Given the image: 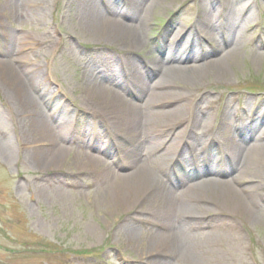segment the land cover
Returning a JSON list of instances; mask_svg holds the SVG:
<instances>
[{
  "label": "rangeland",
  "instance_id": "obj_1",
  "mask_svg": "<svg viewBox=\"0 0 264 264\" xmlns=\"http://www.w3.org/2000/svg\"><path fill=\"white\" fill-rule=\"evenodd\" d=\"M228 8L233 9L230 43L223 41L227 34L223 11ZM109 9L117 16L135 14L134 20L127 21L129 25L141 24L144 46L129 50L127 42L97 30L94 24ZM135 9L127 0H0V244L16 250L23 242L35 245L44 239L71 253L84 252L65 261L41 254L38 246L37 254L25 257L0 252L1 262L159 264L156 261L160 260L169 261L165 264H198L187 258L149 254L148 238L161 230L139 217L146 209L162 212L168 197L166 185L180 195L186 183L199 182V178L179 181L176 175L166 173L167 166L170 171L177 170L173 157L180 141L177 131L161 134L160 144L167 140L169 145L176 137L166 164V157L160 158L164 150L158 142H146L136 153L125 152L135 144L124 132L125 140L118 141L121 128L103 120L119 111L121 104H110L95 91L94 82L102 80L120 95L119 102L135 99L133 94L149 96L155 92L153 101L160 108L171 109L183 101L204 110L200 117L218 128L214 138L228 150L241 141L247 146L253 137L243 140L236 128L252 123L264 104V0H161L143 14ZM207 21L217 22L219 27L210 30L203 42L200 39L192 64L199 63L203 55L218 58L227 52L231 55L225 69L203 78L192 73L187 78L178 76L155 88L159 70L167 73L190 66L169 56L163 46L177 45L178 33L203 27ZM186 49L185 45L182 51ZM141 64H147L148 69L143 70L140 83L131 80L126 90L116 85V78ZM11 72L30 83L28 102L11 86L7 77ZM35 117L47 123L52 137L35 132ZM56 141L65 152L53 161L55 149L51 146ZM147 152L155 154L147 157ZM141 163L152 171L157 186L143 200L137 192L128 194L123 206L112 193L116 176ZM209 165L216 166L217 161ZM221 166L222 176L205 178L232 181L236 170L231 175L222 162ZM250 172L247 175L254 176ZM177 174L182 173L178 170ZM254 182L260 183L264 192V178ZM252 183L245 179L235 185ZM220 203L223 211L215 205L201 209L202 216L182 230L195 249L192 257H200L203 264H264V203L253 216H242L237 210L233 212L238 215H231L226 202ZM127 224L138 227V241L126 239ZM202 245L205 249L197 251Z\"/></svg>",
  "mask_w": 264,
  "mask_h": 264
},
{
  "label": "bare ground",
  "instance_id": "obj_2",
  "mask_svg": "<svg viewBox=\"0 0 264 264\" xmlns=\"http://www.w3.org/2000/svg\"><path fill=\"white\" fill-rule=\"evenodd\" d=\"M127 1L129 5L134 4L136 12L143 14L148 9H151L155 3L157 5L161 0ZM219 8H222V4ZM232 11V8L223 11V14L225 13L224 16L227 17V28H225L227 34L223 35V41H227L228 43H230L234 36L232 24L229 22ZM134 15L133 12H130L117 16L113 10L109 9L107 13L100 15L94 26L99 32L109 38H117L127 42L128 49L135 51L144 46L145 38L141 24L135 23V25H129L127 21V18L134 20ZM202 25L203 27L195 26L184 34L178 33L177 36L179 39L175 41L177 44L175 46L163 44L164 52L176 58L179 63L189 64L190 66H179L176 69H170L167 73L159 70V73H157L159 75V81L155 84V88L162 87L163 84L168 83L167 81L178 76L187 78L192 73L191 75H197V77L203 78L212 71L225 69L231 55V53L227 52L224 56L218 58H213L211 54L203 55L198 59L199 63L192 64L191 60L196 55L197 49L201 45V40L202 42L206 40V37L211 34L210 30H215L219 27L217 22L212 24L209 21L204 22ZM204 27L206 28L204 29ZM180 36L182 37L180 38ZM163 40L164 38H161V41ZM185 45L188 50L182 51ZM219 54L222 55L220 51ZM144 69L145 71L148 69L147 64L137 65L133 72L125 74L122 78H116V85L122 90L123 87L126 90L130 88L131 80H136L140 83L144 76ZM7 77H9L11 86L15 89L20 99L28 102L31 98V93L28 90L30 83L26 82L25 79L18 78L12 72ZM98 81L94 82L95 91L99 92L110 104H121L122 108L119 111L115 113L111 112V116H106L109 120L103 117L101 118L105 120L106 124L111 121L113 127L116 129L117 127L121 128L122 131L118 134V141L125 140L123 136L124 132L130 139V143L135 144L131 145V149H127L125 152L136 153L139 147L143 146L146 142L148 144L149 142H158V145L161 146L160 149L163 148L164 150L160 158L163 159L166 157V160H164L166 164L167 156L173 153L176 137L172 138L169 145H167V140L165 143L160 144L161 136L174 129L177 131L176 135L180 138V141L176 145L173 154V157L176 158L174 165H176L177 170L174 172L171 169L170 171L167 166L166 173L169 176H171L170 173L176 175L179 181L181 179L193 180L194 178H199V182L194 185L186 183L180 195L175 193L171 187L163 182L168 187V197L166 196L167 199L162 212L157 213L146 209L140 212L139 217L141 221L157 226L161 230L149 236V254H153L155 257L169 255L174 259L187 258L198 264H203V260L200 257H192L195 249L190 246L182 231L190 223L200 218L199 216H202L199 214V211L201 209H209L211 205H215L216 209L223 211L220 207V201L223 200L226 202L228 209L232 210L228 212L229 214L238 215V213L233 212V210H237V212H241L242 216L245 213L253 216L255 210L264 203L262 185L254 182L255 179L260 180L261 177L264 178V104L260 107L259 114H257V117L252 123L246 126L237 125L236 128L237 132L243 136V140H248L251 135L253 137L252 142L244 146L241 141L238 145L231 147V150H228L225 145L216 141L214 138V132L218 128L209 122L208 119L200 117L201 112L204 113V110H198L197 108H192V106L189 107L183 101L171 109L160 108L157 102L153 101L155 98L154 95L158 94L156 92L154 95L150 94L149 96L133 94L136 97L135 99L128 102H122L120 99L121 101L119 102L120 95L117 92L110 91L102 80ZM143 82L145 83V81ZM33 129H35L36 133L39 131L52 137L50 136L47 123L42 119L35 117ZM51 147L55 149L53 161L59 160L65 152L64 149L57 141ZM197 151L199 154L194 155L193 152L196 153ZM146 154L148 157L155 153L147 152ZM87 160L93 164V159L89 158ZM212 160L217 161L216 166L209 165ZM199 162H205V164L200 165ZM221 162L225 167V172H231L230 174L232 175V172L236 170L235 172L237 174L235 173L232 181L220 183L205 178L206 176H222ZM178 170L182 174L178 175ZM250 171L254 176L250 177L247 175L248 173L246 172ZM245 179L253 183L242 187L235 185L240 184ZM155 181L152 171L144 163H141L135 166L131 172L116 176V183L114 184L112 193L124 206L129 198L128 194L133 192L139 193L142 200L146 199L154 191V186H157ZM125 236L129 242L133 243L138 241V227L127 224L125 226ZM202 249H205V245L200 246L197 251H202ZM156 262L165 264V262L169 261L160 262V260H157Z\"/></svg>",
  "mask_w": 264,
  "mask_h": 264
},
{
  "label": "trees",
  "instance_id": "obj_3",
  "mask_svg": "<svg viewBox=\"0 0 264 264\" xmlns=\"http://www.w3.org/2000/svg\"><path fill=\"white\" fill-rule=\"evenodd\" d=\"M37 239V238H36ZM38 246H41L42 252L41 254H46L49 255L51 257L56 256L59 259H65V261H68V259L72 256V255H82L83 253L78 252V251H74L73 253L72 250L71 252L65 249H61L58 247H54V245L51 242H48L47 240H38L37 243L35 245H30V243L28 242H23L21 245V248H16V250H10L7 247H5L4 245L0 244V252H7L10 255V257H25L26 254L29 255H35L37 254L36 249L38 248ZM60 247V246H59ZM48 256V257H49ZM3 259H0V264H9L7 261L1 262Z\"/></svg>",
  "mask_w": 264,
  "mask_h": 264
}]
</instances>
